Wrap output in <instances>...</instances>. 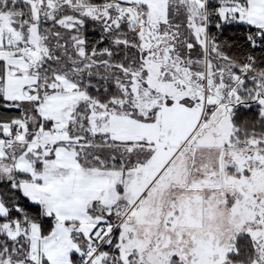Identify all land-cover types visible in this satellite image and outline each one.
Listing matches in <instances>:
<instances>
[{
	"label": "snow or ice",
	"instance_id": "obj_1",
	"mask_svg": "<svg viewBox=\"0 0 264 264\" xmlns=\"http://www.w3.org/2000/svg\"><path fill=\"white\" fill-rule=\"evenodd\" d=\"M0 264H264V0H0Z\"/></svg>",
	"mask_w": 264,
	"mask_h": 264
}]
</instances>
